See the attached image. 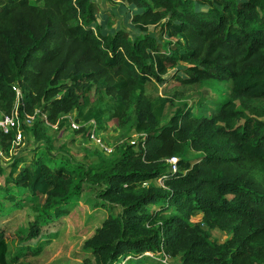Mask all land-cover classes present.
<instances>
[{
	"label": "trees",
	"instance_id": "obj_1",
	"mask_svg": "<svg viewBox=\"0 0 264 264\" xmlns=\"http://www.w3.org/2000/svg\"><path fill=\"white\" fill-rule=\"evenodd\" d=\"M122 1L139 9L130 18L134 37L120 28L103 31L93 0H0V110H11L18 86L20 113L39 109L55 123L76 109L83 121H118L138 93L135 130L146 137L139 151L126 148L119 165L101 177L103 197L117 200L123 211L88 240L101 255L97 260L110 264L120 256L160 253L159 228L148 238L126 232L140 225L144 206L161 202L159 210L178 211L162 217V244L180 255L181 264H264V122L244 117L229 99L210 118L196 119L191 108L177 107L160 124L169 98L146 92L179 61L197 60L184 68L185 76H175L181 84L192 87L222 71L234 96L264 99V0ZM153 7L168 9V19ZM159 24L158 34L149 32ZM169 38L176 39L173 47ZM235 56L245 65L232 71L224 60ZM195 134L224 138L225 151H208L197 162L184 159L189 143L198 148ZM11 136L0 131V142ZM172 157L176 170L164 175ZM71 175L64 166L13 162L8 177L51 207L69 193ZM163 175L167 190L141 186ZM65 212L55 208L56 215ZM214 228L231 237L211 239ZM39 230L36 221L27 237ZM6 251L0 231V264H6Z\"/></svg>",
	"mask_w": 264,
	"mask_h": 264
},
{
	"label": "rangeland",
	"instance_id": "obj_2",
	"mask_svg": "<svg viewBox=\"0 0 264 264\" xmlns=\"http://www.w3.org/2000/svg\"><path fill=\"white\" fill-rule=\"evenodd\" d=\"M93 1L98 5L97 17L103 31L120 28L131 37L137 34L130 18L138 8L122 0ZM199 8L206 9V6ZM153 9L164 14L162 21L168 19V9ZM106 22L111 26L106 27ZM159 26L150 27L149 32L158 34ZM163 40L166 41V38ZM175 40L169 38L167 42L173 47ZM191 62L199 65L197 60ZM191 62L179 61L176 67L165 73L156 89H146L152 95L162 94L169 98L160 124L165 123L177 107L191 108L196 119L210 118L229 99L236 101L237 109L244 117L251 116L264 122V99L234 96L232 81L222 71L218 72L220 77L206 76L192 87L181 84L175 76H185L184 68ZM224 62L232 71L245 65L239 56L225 59ZM136 95L128 102L120 120L105 119L101 123L83 121L76 109L60 114L58 120L51 123L39 109L31 114L25 111L20 113L18 104L13 129H19L22 137L16 142L12 134L4 143L0 142V231L4 233L7 243L6 264H14V259L29 264H107L105 260H97L101 255L93 253L88 247V240L109 217L120 219L122 216V206L117 200L103 197L101 177L119 165L126 148L130 146L132 150L139 151L143 147L146 134L135 130ZM90 99L97 101V92L93 89ZM195 136L199 139L198 148L194 149L189 143L187 152L183 154L184 159L197 162L208 151H225L224 138L212 134L201 138L197 134ZM13 162L19 166L42 163L50 168H68L72 174L69 193L59 203L46 207L44 196L31 194L9 179ZM175 162L171 158L165 160L164 175L175 172ZM164 175L150 179L141 186L152 185L164 191ZM160 204L156 202L144 206L138 212L144 215L140 225L126 232V236L131 238H148L159 228L160 253L155 255L146 251L136 257L127 256L125 260L120 256L110 264H181L180 255L166 252L162 244L166 236L162 219L178 211L175 207L167 211L159 210ZM55 206L66 212L56 215ZM36 221L40 227L39 233L36 237L28 238L30 227ZM209 232L211 239L219 241L231 237V234L225 235L218 228Z\"/></svg>",
	"mask_w": 264,
	"mask_h": 264
},
{
	"label": "built area",
	"instance_id": "obj_3",
	"mask_svg": "<svg viewBox=\"0 0 264 264\" xmlns=\"http://www.w3.org/2000/svg\"><path fill=\"white\" fill-rule=\"evenodd\" d=\"M13 89L15 90V100L13 102V106L10 110V112H4L0 110V131L4 134H8L11 132L14 136V141L18 142L20 141L22 135L19 129L14 131V127L16 126V119H17V106L18 104H21L22 100V92L18 86H13ZM32 117V116H30ZM92 121L93 120H89ZM75 125V124H74ZM94 133V132H93ZM93 137V134H92ZM143 145V143H142ZM173 161L177 160V158L172 157ZM176 163V162H175ZM144 185L147 184V182L143 183Z\"/></svg>",
	"mask_w": 264,
	"mask_h": 264
}]
</instances>
